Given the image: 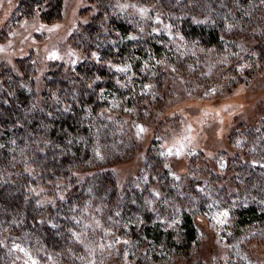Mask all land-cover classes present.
<instances>
[{
  "label": "trees",
  "instance_id": "1",
  "mask_svg": "<svg viewBox=\"0 0 264 264\" xmlns=\"http://www.w3.org/2000/svg\"><path fill=\"white\" fill-rule=\"evenodd\" d=\"M61 2L21 0L16 11L21 17L43 7L39 17L49 21L60 14ZM105 3L95 4L100 9ZM170 3L176 20L183 14L179 28L188 41L219 51L226 47L230 20L249 30L264 15L262 0ZM233 3L241 9L235 17ZM102 16L96 14L77 32L78 45L89 54L99 53L98 58L49 71L39 94L29 60L20 61V73L0 65V264L28 263L29 257L14 245L40 264H104L115 258L186 264L200 246L194 216L225 210L233 233L243 237L255 232L264 242V143L255 119L238 142L242 149H233L234 172L223 180L212 171L204 178L197 168L170 178L163 160L149 153L141 173L116 186V165L136 155L127 121L149 111L153 101L145 95L146 85L163 89L166 83L164 71L153 70L152 64L144 71V62L164 56L171 60L175 51L168 37L150 32L129 13L106 19L122 38L109 39L101 34L107 27ZM200 20L207 22H196ZM118 61L130 62L128 73L108 64ZM116 105L117 116L102 112ZM257 154L262 163H254ZM78 171L91 172L82 185ZM38 181L65 183L63 199L40 208L32 192Z\"/></svg>",
  "mask_w": 264,
  "mask_h": 264
},
{
  "label": "rangeland",
  "instance_id": "2",
  "mask_svg": "<svg viewBox=\"0 0 264 264\" xmlns=\"http://www.w3.org/2000/svg\"><path fill=\"white\" fill-rule=\"evenodd\" d=\"M20 1L0 0V65L20 73V61L29 60L34 72V90L38 94L45 88L49 71L61 65L72 68L98 58L99 53L93 51L89 54L90 51H84L77 41V32L98 13L103 15L107 26L103 25L101 34L109 39L111 36L122 39L121 33L112 29L106 20L121 13L138 16L139 22L150 32L163 33L169 38L175 51L173 59L164 56L144 62V71L151 64L153 70L164 71L166 83L163 89L158 85L144 87L149 91L145 95L153 103L149 111L136 114L127 121L128 132L136 144V155L116 165L117 187L121 188L141 173L143 159L149 153L163 160L170 178L180 179L187 176L191 168H197L204 178L212 171L223 180L234 172L236 166L232 161L236 154L233 149H242V143L238 142L247 133L246 125H252L254 119L255 130H262L261 142L264 143V54L260 49L261 42L264 48V15L255 20L249 30L235 19L227 22L231 27L226 35V47L219 51L190 42L182 34L179 18L183 14H178L176 20V15H172L174 4L170 3L180 0H106V12L104 7H97L96 0H62L60 14L49 21L39 17L43 7L30 15L18 17L16 9ZM141 9L145 11L141 12ZM240 10L237 4L230 6L234 17ZM205 22L200 20L199 23ZM112 63L108 62L116 70L125 68L127 71L123 72L128 73L131 69L130 62ZM117 109L116 105L111 111L104 109L102 112H111L115 117ZM188 125L192 129L190 133L186 131ZM181 135H190L194 139L177 156L173 145ZM169 148H172L171 155L168 154ZM261 160V155L257 154L254 163H262ZM89 173L77 172L79 185L85 182ZM64 188L65 183L60 181L54 184L38 181L32 192L36 204L46 209L64 195ZM217 214L194 216L200 246L186 264H264L263 240L255 232L237 236L226 221L228 217H217ZM220 219L224 223H220ZM57 235L59 238V233ZM31 259L40 264L37 257ZM115 259L104 261V264H136L134 260L127 262L126 258ZM27 264H31L30 259Z\"/></svg>",
  "mask_w": 264,
  "mask_h": 264
},
{
  "label": "snow or ice",
  "instance_id": "3",
  "mask_svg": "<svg viewBox=\"0 0 264 264\" xmlns=\"http://www.w3.org/2000/svg\"><path fill=\"white\" fill-rule=\"evenodd\" d=\"M262 2H264V0H262ZM123 7V6H122ZM141 12H144L145 9H141L140 10ZM158 19V18H157ZM196 22H200V21H196ZM231 27V26H229ZM153 31H156V29H153ZM130 39H135V37H130ZM181 39H183V37H181ZM96 54L93 53V56H95ZM53 56H55V54H53ZM75 61H73L74 63ZM243 67V66H241ZM118 71H125L126 69L125 68H118L117 69ZM145 87H148L147 85ZM140 127V130L143 131V127L142 126H138ZM186 131L187 132H191L192 129H191V125H188L187 128H186ZM194 139V137L190 136V135H181L179 136L178 138L175 139V143L173 145V147H175V154L177 156L181 155L182 152L188 147V144ZM162 155L164 153H161ZM168 154L171 155L172 154V148H169L168 149ZM223 166V165H222ZM165 167H167V165H165ZM157 195H159V193H157ZM61 199H63V196H61ZM228 216V211L225 210L223 212H220L217 214V217H227ZM217 217H213L214 219H216ZM220 223H224V220L223 219H220L219 220ZM73 235L75 236L76 233H73ZM119 242V241H117ZM125 243H127V241H125ZM15 248L19 249V251L21 252H24L26 256L29 257V259L31 260V264H37V261L34 260V259H31V256H30V253H28L25 249L21 248L19 245H14ZM100 247H103V245H100ZM92 253H94V250H91ZM27 264V262H26ZM94 264V262H93Z\"/></svg>",
  "mask_w": 264,
  "mask_h": 264
}]
</instances>
